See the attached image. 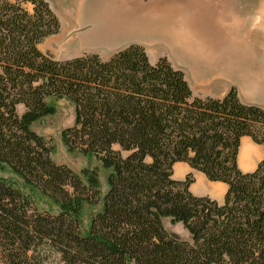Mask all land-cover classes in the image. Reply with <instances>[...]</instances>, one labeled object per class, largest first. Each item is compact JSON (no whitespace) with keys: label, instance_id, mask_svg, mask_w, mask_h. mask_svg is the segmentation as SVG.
I'll list each match as a JSON object with an SVG mask.
<instances>
[{"label":"trees","instance_id":"obj_1","mask_svg":"<svg viewBox=\"0 0 264 264\" xmlns=\"http://www.w3.org/2000/svg\"><path fill=\"white\" fill-rule=\"evenodd\" d=\"M59 28L45 0H0V168L58 208L39 213L0 179V264H264V155L250 173L237 166L242 137L264 151V110L233 88L194 97L181 71L151 64L138 45L107 60H54L38 46ZM49 99L73 106L61 134L68 152L109 171L84 234L80 210L99 202L97 185L55 164L30 129L53 113ZM176 163L226 185L223 202L193 196L190 174L173 180ZM163 219L191 242L169 236Z\"/></svg>","mask_w":264,"mask_h":264},{"label":"crops","instance_id":"obj_2","mask_svg":"<svg viewBox=\"0 0 264 264\" xmlns=\"http://www.w3.org/2000/svg\"><path fill=\"white\" fill-rule=\"evenodd\" d=\"M154 1L157 0H148ZM130 3L144 6L142 0H130ZM68 4L71 7L75 5L73 11L66 9L71 21L70 28L73 24L74 28L79 29L76 33L72 32V36L77 37L79 44L91 45L92 53H98V49L104 52L108 50L111 56L130 45L140 46L147 37L174 36L177 47H174L173 59L189 63L191 77L184 78L191 92L197 86L200 97L210 96L214 95L211 94L214 90L212 86L217 88L215 83L222 81L230 85L238 84L249 89L251 100H254L252 106L264 110V48H258L259 41L264 44V0L250 7L238 6L230 0L222 10L196 7L195 2H188L182 7L168 5L157 10L155 16L148 20H139L136 25L130 26H125L124 21L132 15L131 9L122 5L124 3L115 0H68ZM70 13H73L72 17ZM182 14L187 20V31L204 37V46L200 47L202 55L195 53L194 45H190L189 41L185 45L186 49L181 47L179 23ZM92 24L98 29L89 32ZM241 42H249L252 47L245 48ZM241 62L249 63L250 68L239 69ZM225 94L214 97L222 98ZM263 155L262 146L248 137H242L237 154L238 169L242 173L254 171ZM189 174L193 182L188 190L193 196L207 197L219 204L223 202L226 185L209 182L203 174L192 170L185 163H176L172 168V179L175 181H184Z\"/></svg>","mask_w":264,"mask_h":264},{"label":"rangeland","instance_id":"obj_3","mask_svg":"<svg viewBox=\"0 0 264 264\" xmlns=\"http://www.w3.org/2000/svg\"><path fill=\"white\" fill-rule=\"evenodd\" d=\"M55 16L59 21V31L56 35L51 36L45 39L39 46L38 50L46 55H49L54 60L64 61L70 60L76 57H80L88 54H96L101 60H106L110 55H108V50L103 51L98 49V53H92L91 45L79 44V40L76 36H72V32L79 31L78 28H74L73 24L70 28V18L69 13H66V9L74 10L75 5L72 7L70 4L67 5L68 0H45ZM144 6L139 4L130 3V0H115V2L124 3L122 5H127L132 13L126 21L127 25H136L139 20H148L150 17L155 16V12L166 7L168 5L175 6H185L188 2H195L196 7L206 6L212 10H222L227 1L230 0H157L154 2H148V0H142ZM238 6L250 7V5L260 4L262 0H232ZM171 2V3H170ZM116 4V3H114ZM119 5V4H118ZM134 5V6H133ZM138 8L140 11H137ZM70 16H73V13H70ZM179 23V35L182 46L185 48V45L188 43L194 45L193 50L198 55H202L203 51L200 47L204 46V37H199L197 35H192L187 31V20L185 19L184 14L180 15ZM105 20V19H104ZM106 21V20H105ZM213 27L218 26L217 24H211ZM219 27V26H218ZM217 28V27H216ZM98 29V27L92 24L89 32ZM133 29V28H132ZM223 30V27H221ZM226 31H230L225 29ZM75 32V33H76ZM84 35V33L82 34ZM143 36V35H141ZM84 40L82 39V42ZM176 39L174 36H155L147 37L146 40H143L140 47L143 48L148 61L151 64L156 63L159 59L164 58L167 62L174 68L180 69L183 72L185 78H190V65L186 60L177 61L174 58L173 50L176 48ZM245 48L252 47L249 42H241ZM262 41H259L258 48L262 50L264 48ZM258 51L257 53H259ZM257 64V61H256ZM250 68V64L247 62H241L239 69ZM215 86H212L210 96L200 97L199 87L194 88L192 95L194 97L200 98H216L214 96H221L224 92H228L231 88L236 91L238 99L248 105H254V100H251L252 95L249 93L247 87L242 85H230L229 83L218 82L215 83ZM231 86V87H230ZM254 97V95H253ZM49 106L52 107L53 113L47 116L40 118L37 122L33 123L30 127L38 136L42 137L50 147H52V153L50 155L51 160L57 165H63L72 170L77 175L81 176V179L84 184L94 183L99 189V202L95 205H90L84 203L80 210V220L81 227L80 231L84 234L90 224L91 219L101 210V200L107 191L106 178L109 174L108 170L102 168L100 162L93 156H84L79 153H69L66 147L63 145L61 140L62 132L70 128L73 125L74 121V111L73 106L66 101L65 99H49L46 101ZM17 113L20 115L23 113V108L21 106L17 107ZM82 172H85L86 175L83 177ZM0 179L10 184L13 188L19 191V193L27 198L30 201L32 207L39 213L47 212L49 214H57L58 208L52 201H50L45 196L41 195L36 191H30L28 188L24 187L21 180L16 177L12 172L6 168H0ZM162 225L166 233L178 240L186 241L190 243V237L188 233L183 229L181 224H171L169 219H163Z\"/></svg>","mask_w":264,"mask_h":264}]
</instances>
